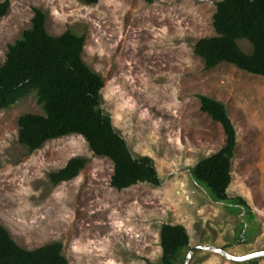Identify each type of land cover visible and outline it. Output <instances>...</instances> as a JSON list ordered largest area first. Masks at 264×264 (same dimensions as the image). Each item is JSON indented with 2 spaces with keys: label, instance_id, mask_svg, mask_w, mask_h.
Masks as SVG:
<instances>
[{
  "label": "rangeland",
  "instance_id": "rangeland-1",
  "mask_svg": "<svg viewBox=\"0 0 264 264\" xmlns=\"http://www.w3.org/2000/svg\"><path fill=\"white\" fill-rule=\"evenodd\" d=\"M4 1V0H0ZM0 18V65L8 46L31 28L34 9L46 14L52 36L86 35L84 62L104 78L102 109L135 157L149 156L161 186L111 187L113 163L95 156L81 135L47 141L28 153L18 141V119L44 115L32 91L0 109V225L21 247L61 242L68 264H159L163 224L182 225L190 237L176 264L235 262L195 246L233 256L264 250V76L222 63L205 68L196 42L216 36L220 0H9ZM240 48L252 52L246 39ZM199 95L222 102L236 129L230 199L218 202L192 168L226 141L220 123L200 109ZM88 160L80 174L53 186L51 172L69 159Z\"/></svg>",
  "mask_w": 264,
  "mask_h": 264
},
{
  "label": "trees",
  "instance_id": "trees-1",
  "mask_svg": "<svg viewBox=\"0 0 264 264\" xmlns=\"http://www.w3.org/2000/svg\"><path fill=\"white\" fill-rule=\"evenodd\" d=\"M87 5L98 0H82ZM213 27L216 36L202 38L194 53L207 70L227 63L253 75L264 76V0H220L216 4ZM10 1H0V18L6 16ZM251 43L244 52L238 40ZM86 35L66 31L58 36L46 30V14L34 9L31 28L8 46L0 65V109H7L35 91L44 115L23 114L18 119V141L28 153L47 141L77 134L84 137L95 156L113 163L110 185L122 191L138 183L161 186L155 163L149 156L135 157L127 141L102 109L104 78L83 60ZM200 109L221 124L226 141L216 153L201 159L193 168L194 178L204 184L218 202L247 207L242 197L230 199L232 158L236 148V129L225 105L205 95L198 96ZM84 157H73L66 165L49 174L53 186L76 178L86 166ZM162 257L159 264H176L190 243L182 225L163 224L160 229ZM0 264H68L61 242L33 250L19 246L9 231L0 225ZM145 264H156L149 260Z\"/></svg>",
  "mask_w": 264,
  "mask_h": 264
},
{
  "label": "water",
  "instance_id": "water-1",
  "mask_svg": "<svg viewBox=\"0 0 264 264\" xmlns=\"http://www.w3.org/2000/svg\"><path fill=\"white\" fill-rule=\"evenodd\" d=\"M196 250L212 251L214 253L221 254L222 256L227 258L228 260H232L235 262H248V261H252V260H256V259L264 257V250L259 251V252H255V253H252L249 255H245V256H233V255L229 254L227 251H225L223 248H215L212 246L199 245V246H195V247L191 248V252L196 251ZM189 258H190V254H188V256L185 260V264H188Z\"/></svg>",
  "mask_w": 264,
  "mask_h": 264
}]
</instances>
